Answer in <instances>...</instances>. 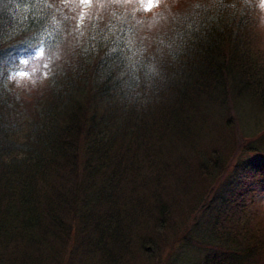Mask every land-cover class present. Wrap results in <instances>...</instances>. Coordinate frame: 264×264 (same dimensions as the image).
Listing matches in <instances>:
<instances>
[{
	"label": "trees",
	"instance_id": "obj_1",
	"mask_svg": "<svg viewBox=\"0 0 264 264\" xmlns=\"http://www.w3.org/2000/svg\"><path fill=\"white\" fill-rule=\"evenodd\" d=\"M124 4L106 3L77 34L59 0H0V25L43 20L61 41L39 100L23 103L6 76L22 57L40 67L47 48L20 45L0 67V264H127L136 247L158 257L169 243L163 264H264L236 213L264 182V142L232 166L243 134L225 150L228 113L264 110L251 1L194 0L154 36ZM122 27L134 28L137 56L160 60L131 90L106 55Z\"/></svg>",
	"mask_w": 264,
	"mask_h": 264
},
{
	"label": "rangeland",
	"instance_id": "obj_2",
	"mask_svg": "<svg viewBox=\"0 0 264 264\" xmlns=\"http://www.w3.org/2000/svg\"><path fill=\"white\" fill-rule=\"evenodd\" d=\"M59 1L64 3L66 9L70 12V21H72L73 27L79 30L77 34L82 31L83 27L86 28L89 17L102 11L106 3H118L117 0H89L88 4H83L80 0ZM241 1L243 2L246 0ZM250 1L253 5V30L249 31L252 44L251 49L257 58V65L263 66L264 68V3H262V0ZM191 4H194V0H135V4L134 2L125 3L123 7L125 9H130L135 15L138 14V17L144 19L145 22L143 21L142 27L146 29L149 36H154L158 31H162L168 25L173 15L182 13L188 9ZM139 7L145 8L146 10L139 12V10H141ZM159 14L163 15L159 16ZM156 16L157 18H155ZM146 26L149 28H146ZM20 50L21 49L12 52L15 59ZM24 61H27V63H24ZM51 61V59L47 58L43 64L38 67L39 62L37 59L31 60L29 56H26L22 57V61L18 62L16 68L13 66L11 69H8L11 76H6V80H10L13 84V91L18 94L16 96L19 100H22L23 103L31 102L33 99L39 100L40 97L44 96V92L48 88V68ZM44 64H48V67L45 68ZM239 107L241 108L234 109V113H228V117L231 121L227 126L231 127V129L229 131V137L225 139L227 142L225 150L228 153L230 152V156L235 146L234 136L237 135V132L243 134L237 136L240 146L238 147L237 153L229 160L231 166L240 157L250 159L258 157L256 156L257 154L249 151L250 149L247 147L250 143L256 145L264 142V110L253 105L248 106L239 104ZM23 123L26 124L23 125V128L19 127L16 132L20 138L30 126L26 118ZM223 143L224 141L219 143V145L221 146ZM197 192L198 190L196 189L189 192V199H192L193 195ZM250 198L252 202L244 210L239 209L236 213L240 216L239 222L242 229H244L242 231L247 230L253 237V240L249 241L250 239L245 240L243 238L241 243L250 245L254 242L262 247V243L264 245V182L262 183L261 189L257 188ZM184 236L185 235L182 234L179 240ZM174 248L175 243H169L162 254H158V257H150L149 254L141 251L139 247H136L134 258L127 264H163L168 253L171 254L173 252L174 255L176 250H174ZM146 251L151 252L152 250ZM74 252V261L76 263H81L84 250L75 249ZM256 258H264V247L257 252ZM89 263L97 264L95 258L90 260Z\"/></svg>",
	"mask_w": 264,
	"mask_h": 264
},
{
	"label": "snow or ice",
	"instance_id": "obj_3",
	"mask_svg": "<svg viewBox=\"0 0 264 264\" xmlns=\"http://www.w3.org/2000/svg\"><path fill=\"white\" fill-rule=\"evenodd\" d=\"M83 4H88L89 0H80ZM118 2V0H117ZM124 3H131V0H123ZM264 3V0H262ZM114 39L111 41V47L106 53L107 57L112 60L117 71L121 74L120 84L129 90L139 86V73H143L145 81H150L159 71L160 60L156 56L145 58L137 56L133 51L135 41V31L133 27L127 29L121 28L119 34H113ZM183 40V37H179ZM61 41L53 38V32L41 20L39 27L33 29H21L15 23L10 25H0V67L11 65L15 62L12 49L20 45L35 47L37 57L44 56L45 48L48 49L49 57L56 56ZM142 43V42H141ZM163 42L161 41V44ZM176 39L172 38L171 44H175ZM171 44L169 47L171 48ZM163 56L161 54L160 59ZM102 60L101 63H106ZM27 63V61H24ZM47 68L48 64H44Z\"/></svg>",
	"mask_w": 264,
	"mask_h": 264
}]
</instances>
